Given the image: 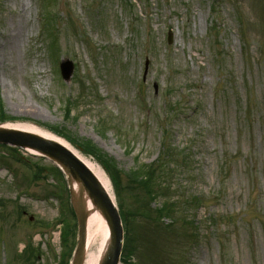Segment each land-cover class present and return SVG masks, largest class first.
<instances>
[{"label":"rangeland","instance_id":"rangeland-1","mask_svg":"<svg viewBox=\"0 0 264 264\" xmlns=\"http://www.w3.org/2000/svg\"><path fill=\"white\" fill-rule=\"evenodd\" d=\"M0 104L3 125L54 128L107 160L115 183L83 156L125 215L121 264H264V0H0ZM164 140L151 200L133 173ZM20 154L4 156L12 174L0 158V264H57L65 185ZM166 204L196 225L187 248L175 224L134 218Z\"/></svg>","mask_w":264,"mask_h":264},{"label":"water","instance_id":"water-1","mask_svg":"<svg viewBox=\"0 0 264 264\" xmlns=\"http://www.w3.org/2000/svg\"><path fill=\"white\" fill-rule=\"evenodd\" d=\"M60 70L67 80L72 64L64 62ZM0 145L32 150L56 163L63 171L78 223L77 246L71 264H83L84 261L88 206L90 213L101 218L108 235V244L99 264H118L123 240L120 218L111 196L86 165L65 146L29 132L0 127Z\"/></svg>","mask_w":264,"mask_h":264},{"label":"trees","instance_id":"trees-1","mask_svg":"<svg viewBox=\"0 0 264 264\" xmlns=\"http://www.w3.org/2000/svg\"><path fill=\"white\" fill-rule=\"evenodd\" d=\"M1 105V104H0ZM9 120V118L4 115L2 108L0 107V123ZM50 131H52L54 134L63 137L64 139H66L70 144H72L73 146H75L77 149H79L83 154L92 157L101 167L102 169L105 171V173L108 175V177L110 178V180L112 182H116V178L115 175L113 173V169L110 168L109 164L107 163V160L103 157L100 156V154L89 144V143H85L84 141H74L70 138H68V136L64 135L63 133L55 130L54 128H48ZM167 146L165 144V142H163L162 144V155L160 156V158L153 163L152 165H149L148 168V172L145 173L144 171H140L139 173L134 172L133 173V181H135L137 183V185L139 187H141L144 191V193L147 195V197H149L151 200L155 199L156 196H154L157 192V189L160 190L161 186L157 184L156 180H160V176L163 174L161 173V161L162 158H164L165 156L167 157V153L170 152L169 148L166 150ZM169 151V152H168ZM160 166V169H159ZM58 176L61 177L60 173H58ZM152 183L153 185L150 186ZM162 185V184H161ZM180 213L178 212V209H175L172 207L171 204H166L163 207H160L154 211H149L147 210L146 212H142V214H138L141 215L145 218H148L150 220H152L153 222H160L162 220H164V218L170 219L172 224L176 225V228L179 231V235L186 237V235L188 234V226L185 224V218H179V220H175L173 219L174 216L179 215ZM122 218H123V222L124 225H126V218L125 215L122 213ZM190 225L192 224V222L189 223ZM179 227V228H178ZM157 229H161V230H169V226H164V227H160L158 225H156ZM70 234V230L69 229H65L62 232V241L64 242L63 245V250L61 252V259H60V263L59 264H68V260L70 257V253L67 252V242H68V238ZM127 236H125V242H124V250H126L127 247ZM123 250V251H124ZM130 250V249H127ZM130 257L129 255H124L123 254V261L125 262V258Z\"/></svg>","mask_w":264,"mask_h":264},{"label":"bare ground","instance_id":"bare-ground-1","mask_svg":"<svg viewBox=\"0 0 264 264\" xmlns=\"http://www.w3.org/2000/svg\"><path fill=\"white\" fill-rule=\"evenodd\" d=\"M13 128H18L24 131L33 132L42 137L54 139L55 137L50 135L49 133L43 132L35 127L29 125H18ZM61 144L68 146L63 140L55 138ZM69 147V146H68ZM80 160L89 168V170L96 176V178L101 182V184L110 192V188L107 180L104 175L100 171V169L78 154ZM88 217L86 220V235H85V249H84V263L83 264H98L101 259L106 246L108 244V235L107 230L101 220V218L97 214L90 213L91 207L87 208Z\"/></svg>","mask_w":264,"mask_h":264}]
</instances>
